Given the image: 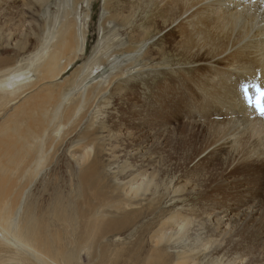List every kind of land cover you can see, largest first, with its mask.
<instances>
[{
	"label": "bare ground",
	"instance_id": "obj_1",
	"mask_svg": "<svg viewBox=\"0 0 264 264\" xmlns=\"http://www.w3.org/2000/svg\"><path fill=\"white\" fill-rule=\"evenodd\" d=\"M49 1L11 0L9 7L21 2L38 12ZM80 1H65L61 9L46 16L42 23L31 26L16 38L17 48L5 57H1L6 51L2 43L19 26L11 23L13 19L0 25V118L15 107L16 104L12 107L10 103L30 87L40 81L59 79L72 61L86 54L87 31L78 38L76 20L72 15ZM3 3L7 4L6 0ZM94 4L95 1L90 11L92 20L95 17ZM102 7L108 13L100 22L104 38L108 32L107 24L113 22L118 27L114 35L125 31L127 43L112 49V39H104L100 55L87 63L90 71L111 55L135 52L143 42L166 29L129 65L141 60L146 64L147 61L160 60L172 65L171 61L177 60L176 64L195 66L187 72L188 75L160 78L154 84L142 119L138 120L139 123H130V148L138 150L136 155L141 154V163L132 160L133 164L120 166V174L131 167L134 169L123 174V180L127 178L124 183L116 185L118 191L113 194V203L107 205L104 202L107 197L103 192L100 202L87 205L84 211L75 200L87 196L95 179L101 177L104 182L101 160L104 148L94 142L98 131L96 125L81 131L80 151L71 153L68 150L78 170L75 196L71 198L56 191L48 207L41 209L28 191L33 194L30 192L32 186L40 181V177L37 179L40 172L51 155L61 148L63 138L71 133L69 128L75 116L83 108L88 110L104 90L102 95L105 97L107 87L92 85L83 95L73 98L71 92L86 78V74L83 77L77 75L84 68L81 66L68 91L51 96L44 107L35 109L31 104L30 100L36 95L23 99L14 108V113L0 123L1 158L5 164L3 166L0 161L2 243L9 247L21 245L42 264H71L75 253L65 250V239L73 237L77 252L83 251L95 258V264H104L107 250L101 243L102 236L113 230L129 228L133 239L115 253V261L119 264H186L191 261L203 264L198 255L192 253L196 247L190 243L186 245V241L191 240L201 242L198 245L200 251L211 250L204 264H221V260H228L226 264H253L255 261L254 264H262L264 246H260L259 253H251L248 240L256 232L262 234L264 231L258 232L252 215L240 212V208L254 203V200L257 203L263 201L259 196V185L264 181V114L255 111L247 102L252 100L255 90H264V28H257L256 23L259 11L264 8V0H105ZM126 9L129 12L124 14ZM24 14L15 13L14 19L17 17L21 21ZM8 15L10 13H0L2 17ZM174 22L177 23L171 27ZM28 46L34 52L30 50L25 55ZM193 49L196 52L192 53ZM36 53L39 55L35 56ZM25 58L33 59L30 63L42 59L32 66L36 78L31 82H23L26 65H12L5 69ZM161 70L156 74L163 77L167 71ZM119 73L122 70L110 76L108 85L118 78ZM71 74H75V69ZM227 77L233 81L232 85L225 81ZM139 102L140 94L132 92L130 106L144 108L145 105ZM261 102L264 105V96ZM193 105L197 109L191 111ZM186 117L188 120H181ZM191 117H197V122H190ZM126 126L127 123L121 128L120 124L115 134L122 135ZM149 131H153L152 134ZM152 139H162V147L148 146ZM185 146L187 150H184ZM166 147L173 152L165 154ZM230 148L232 152H229ZM181 150L186 151L184 157L174 160L172 155ZM205 150L208 151L192 169L182 166ZM154 153L160 154L162 162H170L172 177L177 181L190 176L182 185V195L188 199L197 198V210L193 213L176 209L165 213L159 209L163 199L156 197L159 195L156 189L163 182L159 176L164 170L153 168L147 173L146 168L142 169L148 166ZM177 190L171 188L166 192L173 194ZM175 203L179 204L178 200ZM107 207H113L116 213L120 211L119 215L109 216ZM242 215L245 218L241 219ZM81 217L84 218L82 223ZM239 220L242 222L238 223ZM199 230L204 233L203 237ZM250 253L252 257L247 258Z\"/></svg>",
	"mask_w": 264,
	"mask_h": 264
},
{
	"label": "rangeland",
	"instance_id": "obj_2",
	"mask_svg": "<svg viewBox=\"0 0 264 264\" xmlns=\"http://www.w3.org/2000/svg\"><path fill=\"white\" fill-rule=\"evenodd\" d=\"M65 1L67 0H50L48 3H44L38 12H34L32 8L22 5L21 2L17 3L15 7H9L11 0H6L7 4L3 3V0H0L1 2L0 13L1 14L10 13V15L6 17L0 16V25L4 21H7L8 19H13L11 23H15V25L19 26V29L15 31L13 29L14 34L13 35L11 34L9 39L7 41L5 40L2 43V47L6 51L1 54V57L11 55L12 53L11 50L17 48L16 38L17 37L20 38V35L24 34L26 30L27 31L30 30L31 26L35 27V25H37L38 23H42L46 19V16L52 15L55 13V11L61 9L63 7L62 5L65 4ZM94 1H95L94 4L95 6L93 5V11H94L93 14L95 15L93 16L95 17L92 20L90 16V11L92 9L91 5ZM104 1L105 0H81L79 4H77L74 7V12L72 15L76 20V29L78 33V38H82L83 36L82 32L87 31L85 33L88 41L86 54L72 61L71 64H69V68L62 74V76L59 79L40 81L34 87H30L24 94L20 96V98L10 103L12 107L16 104L15 105L16 107L19 104H21L24 100L29 99L31 96L36 95V97L30 100V102L35 109H40L45 105H47L48 100L50 99L51 96H56L58 92L68 91V87L73 83L77 75H81L83 77L86 74V78L71 92L73 98L78 97L79 94L83 95L84 92L92 85H97L101 88L107 87L106 88L107 90L104 94L105 97L102 95V93L105 91L104 90L100 93V95L97 96L92 106L88 110H85L83 108L75 116L74 121L69 128L71 133L67 135L66 138L65 137L63 138V145H61V148L57 149L54 155L53 154L51 155L49 161L46 164V167L43 168V170L40 172V175L37 177V179L40 177L39 178L40 181L36 183L34 187L32 186L31 188L32 191L30 192H33V194L31 195V193H29L28 191V194H30L29 196H32V198L37 202L39 208L41 209L44 206H46V208L48 207V203L51 202V199L56 191L71 198L75 196L76 185L78 182V177H77L78 170L74 165V163L72 162V157L70 155V152H68V150H71L72 151L71 153H73L74 151L81 150V146H82L81 133L84 131V129L87 126H91V125L98 126V131L95 133L94 142L97 141V144L101 145L102 149L104 148L101 159L104 165V167L102 168L104 182L101 181V177L99 180L95 179L94 187L89 189V193L87 194V196L82 200L79 199L75 200V202H77L80 210L84 211L87 205L96 204L100 202V200L102 199L101 194L105 192V196L107 198L104 199V202L107 205L113 203L112 200L113 194L117 193L118 191V189H115L116 185L124 183V181H126L127 178L123 180V174L125 173L129 174V172L134 169L133 167H131V170L127 171L128 173L123 172L122 174H120L118 173L121 170L120 166L126 163L133 164L132 160H135L136 164L141 163V157H139V155L141 154L136 155V152H138V150L132 151L130 148V143L128 140V138H130L129 134L131 132L130 123H132V121H134V123H139V121L142 119L144 111L148 109V104H149L148 100H150L149 97L150 92L152 89H154L153 87L156 85V83L160 78L164 80V77L165 79L167 77L170 79V78H179L178 76L180 75H188L187 72L192 70L195 66L192 65L191 63L176 64L177 60L171 61L172 65H167L166 63H162L160 62V60H156L153 62L147 61L148 62L147 64L145 63V60H141L138 63L135 62L129 65L130 61L133 60V58L136 55H140L151 42L156 40L160 36V34L168 30L166 29L162 31L160 34L155 35L150 40L143 42L136 49L135 52L111 55L106 59V62L101 64L99 67H95L92 71H90L88 69L87 63L95 56L100 55L102 51L104 39L106 38L112 39L110 40V42H113L112 49L117 48L124 44L126 45L127 43L125 31L124 34L120 32V34L114 35L118 27L115 26L113 22L107 24L108 32L104 38V33L100 28L101 20L103 19L104 16H106V14H108L102 7ZM3 8L5 9L3 10ZM126 11L127 12H125L124 14H127L129 12V9H126ZM20 12H22V14L24 13L25 14L21 18V21H18L17 20L18 18L16 17L14 19V16L15 13L20 14ZM145 17L146 14L143 15V18ZM176 23L177 22L171 24V27L174 26ZM256 23H257V28H264V8H262L259 11ZM120 30H123V28H120ZM177 40L178 38L175 39V41ZM30 50L33 51V48L31 46H28V50H27L28 52L25 53V55L28 54ZM193 52H196V49H193L192 53ZM38 55L39 53L35 54V56ZM31 60L33 59L25 58L20 62H16L14 64L7 66L5 69L11 67L12 65L16 67L26 65L24 72H26L27 74H26V79L23 82L34 81L36 78V74L34 71L31 70L32 66H35L38 63H40L42 59L30 63ZM81 66H83L84 68L79 74H77ZM74 69H75V74H71ZM161 69H165L167 71L165 76L163 77L162 74H158V75L156 74L157 72L160 71L162 72ZM167 69H169L170 71ZM120 70H122V73H119L118 78H115L108 85V79L110 78V76L116 74ZM225 81L227 82L228 85L233 84V81L231 80L230 77H227V80L225 79ZM132 92L140 94L141 102H139V104L145 105L144 108L139 109V108H132L130 106ZM116 102L120 104V106H118ZM249 103L250 101H248V104ZM14 108L9 110L8 114L5 117L0 118V123L4 121L10 113H14ZM196 109L197 107L193 105L191 111ZM19 111L20 109L16 111V116L19 114ZM138 111H140L139 112L140 115L137 114ZM252 114L256 117L255 113ZM252 114L250 115L252 116ZM189 119L190 122H194V121L197 122V117H191ZM181 120L186 121L188 119L186 117L185 119H181ZM126 123L127 126L126 129L122 131L121 133L122 135L117 136V134H115V131L119 129V125L121 124L122 126L121 128H123V125H125ZM152 132L150 133L152 134ZM161 142L162 139L160 140L152 139V144L149 143L148 146H151V148H153L154 146L161 148L162 147ZM144 143L145 142L143 140V144ZM66 144L68 146H65ZM187 147L183 149L187 150ZM142 151L144 152V149H142ZM159 151L161 152L162 149H159ZM207 151L208 150H205L204 152H202V154L199 157L196 156L190 163L188 162L184 163L182 164V166L187 165L188 169H192L193 165ZM166 152L169 153L173 151L169 150V147H166L165 154H167ZM229 152H232L231 148L229 149ZM1 154H2V149L0 148V161L3 164V166H5L4 160L1 158ZM91 154H93V151L91 152ZM185 154L186 151L182 152L181 150L178 151L177 154H173L172 157L174 160L179 161L184 157ZM169 163L170 162L167 160L162 162L160 159V154L154 153L151 157V162L148 164V166L142 168V169L146 168L147 173H149L153 168L156 170H158V168L164 170V173L160 174L159 176V179H162L163 182L161 183L160 187L156 189L157 191H159V195L156 197L163 199V203L160 205L159 209L165 213L168 212L171 213L175 209L181 212L186 210L193 213V210H197V198L188 199L185 195H182L183 193L182 185L188 182L190 176L181 177L179 181H177L176 177L175 178L172 177L173 171L172 172L170 171V166H168ZM145 164L146 163H144V166ZM48 165L50 167H48ZM175 174L176 176L179 175L178 172ZM41 176H43V178H41ZM35 182H37V180ZM53 184H55V187L52 186ZM194 185L196 186L197 183H195ZM259 187H260L259 196L263 199V201L261 203H257L256 200H254V203H248L240 208V212L243 211V213H245L247 216L252 215L253 222L256 224L258 232L260 230L264 231V219H262L264 218V181L261 182V185H259ZM171 188L176 190L177 188H179L181 189V191L177 190V193L167 194L166 190ZM230 191H234V190H230ZM193 196L194 195H192V197ZM177 200L179 204L174 205V203ZM116 202L119 203L118 201ZM116 211L117 210L113 209V207L106 208V212L108 213L109 216H116V214L119 215L120 211L118 213H116ZM83 217L80 218L81 223L83 222L84 219ZM239 217L240 215H238L237 219H239ZM243 217L244 215L241 216V219H243ZM145 220L146 218L142 219V221ZM249 221L252 220L250 219ZM240 222L242 221L239 220L238 223ZM130 230L131 229L129 228H125L122 230H113L110 233L102 236L101 243L105 246L107 250V257L105 259L104 264H119L117 261H115V253L118 250L122 249L124 245H127L130 242V240L133 239V236L130 234L131 232ZM199 232L201 237H203L204 233H201L202 230H199L198 233ZM196 233L197 232H191V234L194 235ZM263 235L264 232H262V234L256 232L254 236L249 238L248 244L251 245V253L256 254L260 252V246L262 247L264 246ZM2 240L3 238L0 236V264H42V261L40 259H37L30 250L23 248L21 245H19L18 247L17 246L9 247V245H5L4 243H2L3 242ZM75 243L76 240L73 237H69L65 239V250L73 251L75 253L74 261L71 264H95L96 261L95 258L92 259L91 256L86 255V253L83 251L81 252L76 251ZM189 243L190 245H194V247H196V249H194L192 253H195L196 256L198 255L199 261L204 264L209 259L211 250L207 249L204 251H200L201 248L198 245L201 244V242L199 241H192V240L190 242L186 241V245H188ZM16 250H19L20 253H18ZM251 253L247 255V258H250ZM90 258L91 261L89 262L88 260ZM221 261H222L221 264H226L228 260H221ZM245 261H247V259H245ZM255 262H253V264ZM261 263L264 264V259H262ZM186 264H194V263L191 261Z\"/></svg>",
	"mask_w": 264,
	"mask_h": 264
},
{
	"label": "snow or ice",
	"instance_id": "obj_3",
	"mask_svg": "<svg viewBox=\"0 0 264 264\" xmlns=\"http://www.w3.org/2000/svg\"><path fill=\"white\" fill-rule=\"evenodd\" d=\"M262 114H264V111H262Z\"/></svg>",
	"mask_w": 264,
	"mask_h": 264
}]
</instances>
